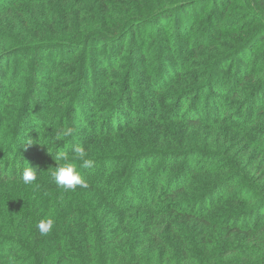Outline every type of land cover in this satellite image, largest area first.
Returning <instances> with one entry per match:
<instances>
[{"label": "trees", "instance_id": "obj_1", "mask_svg": "<svg viewBox=\"0 0 264 264\" xmlns=\"http://www.w3.org/2000/svg\"><path fill=\"white\" fill-rule=\"evenodd\" d=\"M0 264H264V0H0Z\"/></svg>", "mask_w": 264, "mask_h": 264}, {"label": "clouds", "instance_id": "obj_2", "mask_svg": "<svg viewBox=\"0 0 264 264\" xmlns=\"http://www.w3.org/2000/svg\"><path fill=\"white\" fill-rule=\"evenodd\" d=\"M71 128H66L62 131L61 135L64 137L70 136L72 134ZM77 158L82 162L81 167L92 168L93 160L90 159L82 148H77L75 150ZM59 158L67 160V155L65 153H60ZM51 177L55 184L64 190H75L77 186H86L80 172L72 163H66L63 166L55 167V170L51 172ZM25 185L33 184L37 179V173L32 167H27L24 169L21 177ZM54 225V220L52 218L41 219L37 228L41 234H48Z\"/></svg>", "mask_w": 264, "mask_h": 264}]
</instances>
